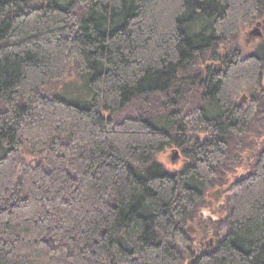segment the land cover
Returning <instances> with one entry per match:
<instances>
[{"label":"trees","instance_id":"16d2710c","mask_svg":"<svg viewBox=\"0 0 264 264\" xmlns=\"http://www.w3.org/2000/svg\"><path fill=\"white\" fill-rule=\"evenodd\" d=\"M253 27L264 0H0V264H264Z\"/></svg>","mask_w":264,"mask_h":264},{"label":"rangeland","instance_id":"374dc122","mask_svg":"<svg viewBox=\"0 0 264 264\" xmlns=\"http://www.w3.org/2000/svg\"><path fill=\"white\" fill-rule=\"evenodd\" d=\"M258 28V27H257ZM256 28V29H257ZM252 29H254V28H252ZM245 39V38H244ZM247 39V38H246ZM246 39H245V41H244V43L245 44H247L248 45V49H247V51H249L251 48H253L255 45H257L258 44V41L257 42H253V44H251L249 41L247 42L246 41ZM70 72H72V71H70ZM78 93V92H77ZM79 94V93H78ZM173 152H169V153H167L166 155H164L163 157H162V161L167 165V166H169L170 168H172V169H176V168H179L182 164H181V159L180 158H174L173 157ZM216 191L217 190H213V192H212V197H213V199H215L216 200V202H219L222 198H224L223 197V193H219V194H215L216 193ZM190 227V226H189ZM193 236H195V235H197L195 232H196V230L194 229V231L193 230H190L189 231Z\"/></svg>","mask_w":264,"mask_h":264},{"label":"flooded vegetation","instance_id":"af4514ba","mask_svg":"<svg viewBox=\"0 0 264 264\" xmlns=\"http://www.w3.org/2000/svg\"><path fill=\"white\" fill-rule=\"evenodd\" d=\"M254 29H250L246 32V41L253 44V42L261 43L264 40V29L262 27H253ZM257 28V29H256Z\"/></svg>","mask_w":264,"mask_h":264},{"label":"water","instance_id":"95a60500","mask_svg":"<svg viewBox=\"0 0 264 264\" xmlns=\"http://www.w3.org/2000/svg\"><path fill=\"white\" fill-rule=\"evenodd\" d=\"M176 155H178V152H176ZM176 155H175V156H176ZM219 193H220V191L217 190L215 194H219ZM187 229H188V231H190V230H193V231H194L195 228H194V226H190V227H188Z\"/></svg>","mask_w":264,"mask_h":264}]
</instances>
